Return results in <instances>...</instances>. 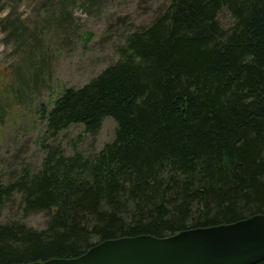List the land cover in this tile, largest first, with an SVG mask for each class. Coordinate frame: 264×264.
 Returning a JSON list of instances; mask_svg holds the SVG:
<instances>
[{"label": "trees", "instance_id": "16d2710c", "mask_svg": "<svg viewBox=\"0 0 264 264\" xmlns=\"http://www.w3.org/2000/svg\"><path fill=\"white\" fill-rule=\"evenodd\" d=\"M166 2L114 63L44 112L40 167L0 180V214L17 201L23 217L47 216L42 229L0 221V264L264 214V0ZM105 118L114 138L96 154L57 141L74 125L94 136Z\"/></svg>", "mask_w": 264, "mask_h": 264}, {"label": "rangeland", "instance_id": "374dc122", "mask_svg": "<svg viewBox=\"0 0 264 264\" xmlns=\"http://www.w3.org/2000/svg\"><path fill=\"white\" fill-rule=\"evenodd\" d=\"M166 5V0H0V180L24 166L40 167L44 112L64 89L83 86L114 63L127 34L149 25ZM218 19L224 28L233 24L226 10ZM115 128L105 118L94 136L74 125L57 141L61 138L66 154L90 156L113 140ZM7 220L42 229L47 216L23 217L14 201L0 214L1 222Z\"/></svg>", "mask_w": 264, "mask_h": 264}, {"label": "water", "instance_id": "95a60500", "mask_svg": "<svg viewBox=\"0 0 264 264\" xmlns=\"http://www.w3.org/2000/svg\"><path fill=\"white\" fill-rule=\"evenodd\" d=\"M263 260L264 214L258 213L230 224L192 228L165 237L108 239L75 258L25 264H255Z\"/></svg>", "mask_w": 264, "mask_h": 264}]
</instances>
